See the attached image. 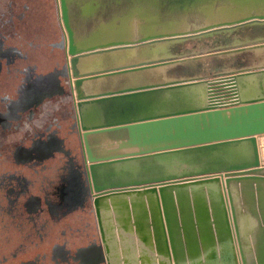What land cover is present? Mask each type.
Instances as JSON below:
<instances>
[{
	"label": "water",
	"instance_id": "95a60500",
	"mask_svg": "<svg viewBox=\"0 0 264 264\" xmlns=\"http://www.w3.org/2000/svg\"><path fill=\"white\" fill-rule=\"evenodd\" d=\"M57 3L106 264H264V0Z\"/></svg>",
	"mask_w": 264,
	"mask_h": 264
},
{
	"label": "flooded vegetation",
	"instance_id": "af4514ba",
	"mask_svg": "<svg viewBox=\"0 0 264 264\" xmlns=\"http://www.w3.org/2000/svg\"><path fill=\"white\" fill-rule=\"evenodd\" d=\"M63 46L57 0H0V264H106Z\"/></svg>",
	"mask_w": 264,
	"mask_h": 264
}]
</instances>
